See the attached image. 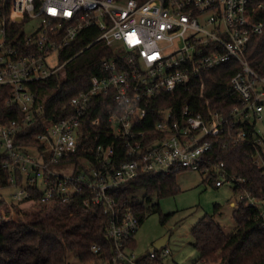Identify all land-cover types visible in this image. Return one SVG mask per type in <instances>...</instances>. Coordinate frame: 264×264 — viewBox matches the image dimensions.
I'll return each mask as SVG.
<instances>
[{
  "label": "built area",
  "instance_id": "obj_1",
  "mask_svg": "<svg viewBox=\"0 0 264 264\" xmlns=\"http://www.w3.org/2000/svg\"><path fill=\"white\" fill-rule=\"evenodd\" d=\"M33 18L39 26L28 35L25 26ZM8 24L23 27L20 49L7 36ZM90 26L100 31L93 43L104 40L115 51L103 60L104 75H94L90 88L72 98V112L38 135L45 150L21 149L16 146L17 135L35 122L36 97L28 84L64 67L69 60L59 63L57 52ZM263 32L264 0H0V90H9L6 105L18 104L25 113L0 124V151L11 159L5 167L23 174L26 185L37 186L43 201L55 197L68 201L83 188L89 189L91 202L102 206L110 219L113 260L137 264L126 244L141 222L132 209L119 206L114 189L142 173L181 171L214 178L215 187H235L242 180L230 175L223 162L207 161L216 140L234 145L247 142L254 149L256 166L264 168V149H260L264 137L256 127L264 117V76L245 58L251 38ZM32 44L34 50H30ZM231 63L240 67L230 83L243 102L230 116L191 99L195 95L206 100L204 75ZM95 101L108 108L109 132L125 142L133 159L112 167V146L99 145V169L84 171L79 177L53 171L50 164L83 145ZM151 109L156 119L148 133L143 127ZM251 126L257 131L253 137ZM20 180V176L10 179L15 200L30 196ZM237 197V205L244 200L251 206L264 204V198L259 200L249 192ZM170 252L164 247L161 257ZM157 256L155 251L150 253L151 258Z\"/></svg>",
  "mask_w": 264,
  "mask_h": 264
},
{
  "label": "trees",
  "instance_id": "obj_2",
  "mask_svg": "<svg viewBox=\"0 0 264 264\" xmlns=\"http://www.w3.org/2000/svg\"><path fill=\"white\" fill-rule=\"evenodd\" d=\"M22 30V25L18 24H8L7 27V36L18 48L23 46ZM99 35L96 26L81 30L65 50L57 52L59 63L69 60L67 64L53 75L28 84L36 97L35 122L17 135L16 146L30 151L45 150L46 144L38 140V135L48 125L72 112V98L90 88L94 75H104L103 60L113 56L115 51L104 40L93 43ZM34 48L32 44L30 50ZM245 58L256 72L264 76V32L251 38ZM239 68L237 63H231L209 70L204 75L206 100L195 95L191 99L200 101L203 107L208 104L214 110L230 116L231 110L243 102L230 83L231 76ZM8 97V89L0 90V124L25 115L18 104L6 105ZM91 108L86 122L90 132L83 138V145L71 156L50 164L53 171L79 177L84 171L99 169L102 166V155L97 151L99 145L112 146V167L117 168L122 162L133 159L125 142L109 132L110 126L105 118L108 108L99 101H95ZM96 119L98 123L94 124ZM155 119L156 112L151 109L143 127L148 133L153 131ZM250 134L252 137L257 134L255 126H251ZM86 143L88 145L84 146ZM260 149H264V146ZM254 159V149L250 144L234 145L228 140H216L207 155L208 162H223L230 175L242 180L234 187L236 195L249 192L262 200L264 168L257 167ZM7 162L11 163L10 156L0 151V188L12 186L10 179L20 176L19 183L30 195L27 199L34 202L36 214L45 213V217L41 221H30L15 207L18 218L11 219L6 200L0 198V215L6 212L5 216L0 217V264H68L70 253L84 264L117 263L113 260L115 244L108 235L110 219L104 214L102 206L91 202L89 189L83 188L68 201L56 197L43 201V192L37 186L26 185L23 174L5 167ZM178 173H142L114 189L112 194L119 206L132 209L142 224L148 212L144 201L151 202L153 195L163 199L180 192L176 179ZM213 181L214 178H211ZM142 192L143 201L138 197ZM155 206L153 210L160 211L159 203ZM215 208L218 210L219 205H215ZM263 210L264 204L251 206L246 200L239 201L233 211L237 227L232 233H226L214 215L206 214L199 219L191 229L194 247L200 253L197 264H264ZM161 217L165 220L168 216L161 214ZM126 245L134 251L137 247L135 236ZM94 247L99 250L96 252ZM164 247L154 250L158 254L156 258L147 254L136 263L164 264L165 257H161Z\"/></svg>",
  "mask_w": 264,
  "mask_h": 264
},
{
  "label": "rangeland",
  "instance_id": "obj_3",
  "mask_svg": "<svg viewBox=\"0 0 264 264\" xmlns=\"http://www.w3.org/2000/svg\"><path fill=\"white\" fill-rule=\"evenodd\" d=\"M38 26L39 20L33 18L25 26V31L28 35H33ZM256 127L264 137V117L257 121ZM176 179L181 189L178 194L163 199L153 195L151 202L144 201L148 212L135 235L137 241V247L133 251L135 261L152 251L154 252L155 243L159 239L169 236L166 247L170 249L171 253L164 258V264H197L200 253L194 247L191 229L206 214L214 215L215 220L226 233L235 231L237 225L233 218V211L238 197L234 192L233 185L224 184L221 187H215L210 177L196 171L179 172ZM15 191L16 189L12 186L0 188V198L5 199L9 206V217L11 219L18 218L15 209L17 207L27 220L41 221L45 217V213L37 215L34 202L27 199L26 196L15 200L13 198ZM138 197L143 201L144 193H140ZM157 203H159L160 211L153 210ZM215 205H219L218 210ZM161 214L168 217L162 220ZM5 215L6 212L3 211L1 216ZM68 264L84 263L73 253H70ZM99 264L106 263L100 262ZM116 264L129 263L120 261Z\"/></svg>",
  "mask_w": 264,
  "mask_h": 264
},
{
  "label": "water",
  "instance_id": "obj_4",
  "mask_svg": "<svg viewBox=\"0 0 264 264\" xmlns=\"http://www.w3.org/2000/svg\"><path fill=\"white\" fill-rule=\"evenodd\" d=\"M168 238L169 236H165L162 239H159L156 243H155V249H160L161 247L166 246L167 242H168Z\"/></svg>",
  "mask_w": 264,
  "mask_h": 264
},
{
  "label": "crops",
  "instance_id": "obj_5",
  "mask_svg": "<svg viewBox=\"0 0 264 264\" xmlns=\"http://www.w3.org/2000/svg\"><path fill=\"white\" fill-rule=\"evenodd\" d=\"M234 205H235V207H237V203H235ZM130 251H131V250H130ZM132 252H133V251H132ZM152 252H153V251H152ZM152 252H150V253H152ZM170 253H171V252H170Z\"/></svg>",
  "mask_w": 264,
  "mask_h": 264
}]
</instances>
